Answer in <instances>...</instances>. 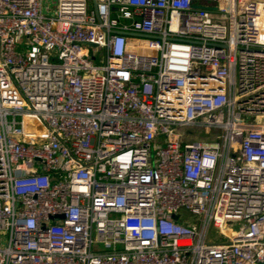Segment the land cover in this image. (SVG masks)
Returning a JSON list of instances; mask_svg holds the SVG:
<instances>
[{
    "label": "built area",
    "instance_id": "built-area-1",
    "mask_svg": "<svg viewBox=\"0 0 264 264\" xmlns=\"http://www.w3.org/2000/svg\"><path fill=\"white\" fill-rule=\"evenodd\" d=\"M43 1L0 0V264H264V0Z\"/></svg>",
    "mask_w": 264,
    "mask_h": 264
},
{
    "label": "rangeland",
    "instance_id": "rangeland-1",
    "mask_svg": "<svg viewBox=\"0 0 264 264\" xmlns=\"http://www.w3.org/2000/svg\"><path fill=\"white\" fill-rule=\"evenodd\" d=\"M56 4H57L56 0H45V1H43L42 6H43L44 15H46V16H55L56 15V10H57ZM88 8L89 9H93L94 8V3H93L92 0H88ZM91 52L92 53L94 52L93 48L91 49ZM102 59H103L102 53L99 51L97 53V56H96V61H94L93 64L94 65L101 64V62H99V60L101 61ZM245 121H250V120L246 119ZM207 236L210 237V238H216L215 242H219L220 240H222V238L220 236H218V231L216 229L212 228V227H210L208 229Z\"/></svg>",
    "mask_w": 264,
    "mask_h": 264
}]
</instances>
